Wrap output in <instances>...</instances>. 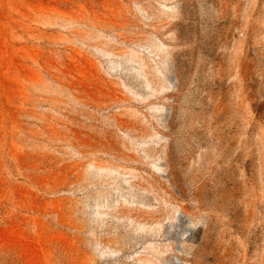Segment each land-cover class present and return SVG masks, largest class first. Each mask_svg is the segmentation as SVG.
<instances>
[{"label": "rangeland", "instance_id": "374dc122", "mask_svg": "<svg viewBox=\"0 0 264 264\" xmlns=\"http://www.w3.org/2000/svg\"><path fill=\"white\" fill-rule=\"evenodd\" d=\"M0 264H264V0H0Z\"/></svg>", "mask_w": 264, "mask_h": 264}]
</instances>
